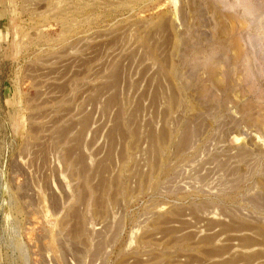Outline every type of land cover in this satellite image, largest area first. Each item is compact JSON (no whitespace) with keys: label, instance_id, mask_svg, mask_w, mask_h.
Returning a JSON list of instances; mask_svg holds the SVG:
<instances>
[{"label":"rangeland","instance_id":"1","mask_svg":"<svg viewBox=\"0 0 264 264\" xmlns=\"http://www.w3.org/2000/svg\"><path fill=\"white\" fill-rule=\"evenodd\" d=\"M4 92L0 264H264V0H0Z\"/></svg>","mask_w":264,"mask_h":264},{"label":"crops","instance_id":"2","mask_svg":"<svg viewBox=\"0 0 264 264\" xmlns=\"http://www.w3.org/2000/svg\"><path fill=\"white\" fill-rule=\"evenodd\" d=\"M4 86L6 87V83H4ZM5 89L6 88H4V91H5ZM0 98L2 99V103H1V105L3 104V105H6L7 106V104H8V100H10V98L8 97V94H6V92H4L3 93V95L1 94V96H0ZM4 111V110H3ZM7 114H8V110H7ZM7 114L5 113V111H4V113L2 114L1 113V110H0V122H1V120L3 119V121L5 120V118H7ZM9 115V114H8Z\"/></svg>","mask_w":264,"mask_h":264}]
</instances>
